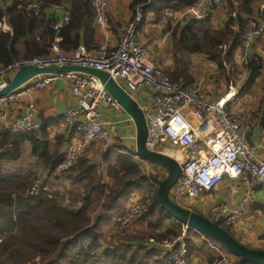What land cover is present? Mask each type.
I'll use <instances>...</instances> for the list:
<instances>
[{
    "label": "crops",
    "instance_id": "crops-1",
    "mask_svg": "<svg viewBox=\"0 0 264 264\" xmlns=\"http://www.w3.org/2000/svg\"><path fill=\"white\" fill-rule=\"evenodd\" d=\"M2 1L0 0L1 6ZM10 2L11 0H5L4 4L8 5ZM130 2L131 0H108L110 21L107 27L95 28L93 19L92 28H89L88 32H85L82 26L73 27L59 36V41L64 38L62 48L71 49L70 45L75 43H83L88 48L103 44L116 45L133 15ZM64 3L45 6L44 19H47L50 12L61 13L64 7L70 6V0ZM262 3L263 1L260 0L252 3V12L257 8L256 17L263 26V34L251 48V55L257 56L260 63L259 74L251 83L248 82L250 70L239 62L238 47L233 52L232 62L223 61L221 69L204 53L176 50L172 32L177 24L181 27L191 18L186 14L185 8L165 10L159 15L152 11L146 12L138 26L136 40L148 46L153 58L164 65L168 75L185 68L191 79L190 83L198 84L209 99L227 96L226 109L230 113H239L254 119L255 125L250 129L247 141L254 152L264 160V6ZM222 4L221 2L208 8L205 12V18L210 20L212 26L221 27L227 19ZM233 5L237 8L236 2H233ZM0 29L11 32L10 26L5 22L0 24ZM41 30L42 27H39L36 32ZM15 46L19 50V55L26 53L22 43H17ZM48 75L36 76L10 95L0 98V118L5 114L10 121L23 115L28 105L34 103L41 123V129L33 133L0 132V183H20L37 177L44 186V193L57 198L62 205L77 210L83 205L87 192L85 185L88 179L84 173L87 167L91 169L95 184L112 187L118 182L116 175L120 176L124 173L117 159L126 155L133 159L142 174L146 176L151 169L149 164H146L147 160L132 153L135 151V126L132 119L122 108L114 110L101 108V122L113 134L114 142L105 147L100 141L93 140L86 149L84 157L74 167L54 178L50 177L54 162L63 157L66 148L78 138V134L73 126L66 125L62 119L65 109L73 102L70 93L72 78L65 75L51 76L52 79L48 84L41 87L34 86L38 79L46 78ZM175 82L184 83L182 77H178ZM148 93L147 87L139 89L134 93V98L140 105L148 104L150 102ZM183 112L198 131L200 142H205L213 136L217 121L211 113L199 111L192 106L184 108ZM13 146H16L15 152L12 150ZM180 150L181 159L172 156L178 162L182 161L187 153L186 149ZM14 153L17 154L16 157L13 156ZM199 154H202V151ZM127 181L135 183L129 194L119 197L106 208L100 207L103 198L96 199L94 202L100 210L92 218L98 222L97 230L105 238L104 247L107 246L109 239L113 242L129 243L133 247H146L152 253L150 262L158 264V257L162 252L159 244L151 237L163 234L168 229L178 233L173 230V226L177 227L179 222L153 203L150 206H153L152 209L150 210L149 207L148 211L132 224L126 227L118 226L116 217L133 202L146 197L153 185L149 178L139 181L130 176L125 179V182ZM172 193L173 191L170 190V197L177 203L202 215L212 204L225 202L232 209L240 205L238 217L227 228L229 233L245 246L264 249V184L250 187L244 175L236 179L224 176L211 191L203 193L197 200L191 199V207L183 204L182 196H175ZM180 231L185 232L184 239L190 264H210L213 256L216 255L217 242L186 226ZM233 257L236 262V256Z\"/></svg>",
    "mask_w": 264,
    "mask_h": 264
},
{
    "label": "built area",
    "instance_id": "built-area-1",
    "mask_svg": "<svg viewBox=\"0 0 264 264\" xmlns=\"http://www.w3.org/2000/svg\"><path fill=\"white\" fill-rule=\"evenodd\" d=\"M219 2L220 0H196L185 8V12L191 18L201 20L205 18L206 10ZM92 5L94 27L106 28L110 21L108 0H92ZM25 7L36 17L43 14L42 1H30ZM47 20L55 34L47 51L17 58L8 64L0 63V88L22 65H78L106 71L133 98L137 90L149 88L150 102L141 105L137 102L145 116V146L149 150L162 152L168 147L187 150L185 158L179 162L182 170L173 186L175 196L197 200L203 193L211 191L224 176L236 179L244 175L250 187L264 184V160L247 141L255 120L243 114L230 113L226 109L227 96L209 99L198 84H181L171 80L164 65L153 58L148 46L136 40L137 29L142 20L139 6L135 9L134 17L125 26L123 36L114 46L103 44L88 48L79 43L74 48L63 49L58 44V34L70 21L69 8L64 7L61 13L50 12ZM262 34L263 26L257 18L248 17L244 20L238 46L239 62L243 66L250 60L251 48ZM62 75L72 78L70 93L73 99L62 119L66 125L75 128L78 138L66 148L61 161L51 169L52 178L74 167L84 157L93 140L100 141L105 147L114 142L113 134L101 122L100 109L121 108L104 85L96 77L86 73L48 75L38 79L34 86L41 87L50 82L51 76ZM188 106L211 113L216 118L217 128L205 142L199 141L198 131L184 115V108ZM40 129L41 123L34 103L28 105L23 115L10 121L5 114L0 118V132L9 130L12 134H23ZM201 151L202 154H199ZM42 192V182L34 178L29 194L38 196ZM151 204V197L133 202L116 217L117 225L126 227L132 224L148 211ZM240 207L232 209L227 203L220 202L210 205L203 216L225 229L238 217ZM216 244V255L210 264H235L233 255L219 243ZM84 245L91 256L96 255L94 247ZM159 248L165 264H190L184 236L164 240L159 243Z\"/></svg>",
    "mask_w": 264,
    "mask_h": 264
},
{
    "label": "trees",
    "instance_id": "trees-1",
    "mask_svg": "<svg viewBox=\"0 0 264 264\" xmlns=\"http://www.w3.org/2000/svg\"><path fill=\"white\" fill-rule=\"evenodd\" d=\"M57 1L44 0L43 5L45 7ZM253 1L227 0L232 7L233 2L238 3L239 8L247 14L252 12ZM194 2L196 0H131L130 8L134 12L139 6L143 18L148 11L159 15L165 10L186 8ZM22 3L23 0H13L9 6L0 5V24L5 22L11 28V32L0 29L2 64H8L20 56L15 46L17 43H22L26 53L41 54L47 51L48 45L55 37L48 20L43 16L36 17ZM92 7V0H70V21L58 35L61 36L65 31L79 26L88 32L89 28H92ZM238 13L234 17L230 16L223 27L217 30L205 25L207 18L201 20L190 18L181 27L177 24L172 32L174 47L176 50L183 49L188 53H204L217 63L220 69L223 68V61H232L233 52L240 44L243 24ZM39 27H42V30L36 32ZM63 40L64 38L58 42L61 48ZM76 45L78 44H71L70 47L74 48ZM224 46H226L225 50H223ZM245 67L250 70L248 82L251 83L259 74V58L251 55ZM169 77L173 81L182 77L183 84L191 82L185 68L176 73H169ZM12 150L15 152L16 146H13ZM132 153L135 154V151ZM13 156L16 157L17 154L14 153ZM61 159L54 162L52 167ZM117 160L124 173L120 176L116 175L118 182L112 187L95 184L91 169L85 168L84 173L88 179L85 185L87 192L83 205L77 210L62 205L57 198L43 192L38 196L27 194L24 182L0 183V264H143L142 254L139 252L144 248L132 247L129 243L120 242L106 248L102 260L94 259V256L86 252L83 247L85 241L88 246H94L98 240L95 231L98 222L93 220L89 213L94 200L103 198L100 207L106 208L131 191L135 183L125 182L126 178L133 176L139 181L146 179L130 156H119ZM152 204L158 205L155 195L152 196ZM225 229L228 231L227 228ZM170 234L178 235L168 229L159 238ZM142 253L147 255L151 252L143 250Z\"/></svg>",
    "mask_w": 264,
    "mask_h": 264
},
{
    "label": "water",
    "instance_id": "water-1",
    "mask_svg": "<svg viewBox=\"0 0 264 264\" xmlns=\"http://www.w3.org/2000/svg\"><path fill=\"white\" fill-rule=\"evenodd\" d=\"M80 72L96 77L118 102L122 110L129 115L135 126V154L144 160L166 169V175L157 181L155 199L160 208L174 220L192 228L216 241L231 254L236 256L235 264H264V249H253L240 243L226 229L210 221L202 214L183 207L170 197V190L176 184L181 173V164L173 157L149 150L145 146L147 127L143 110L137 101L122 89L108 72L78 65L20 66L6 84L0 88V98L10 95L30 79L44 74Z\"/></svg>",
    "mask_w": 264,
    "mask_h": 264
},
{
    "label": "rangeland",
    "instance_id": "rangeland-1",
    "mask_svg": "<svg viewBox=\"0 0 264 264\" xmlns=\"http://www.w3.org/2000/svg\"><path fill=\"white\" fill-rule=\"evenodd\" d=\"M12 1L13 0H11V2L7 5V4H4V2H5V0H3L2 1V7H6V6H9L11 3H12ZM30 1H33V0H23V6L25 5V4H27L28 2H30ZM38 1H42L43 3H45L44 2V0H38ZM254 1H257V0H254ZM253 1V2H254ZM260 1H263V6H264V0H260ZM64 2H66V0H58L57 2H55V3H52V4H59V3H62V4H65ZM221 2L223 3L222 4V6H223V8L225 9V14H226V17H227V19L223 22L224 24L227 22V20H228V18L230 17V16H232V17H234L235 16V14H237L238 13V10H239V16L242 18V24H243V22H244V20L246 19V18H248V17H255V18H257L256 16H258L257 15V12H256V10H257V8H255V12L253 13V12H251L250 14H247V13H245L244 11H242V9L241 8H239V4L237 3V8L236 7H234V5H233V7L232 6H229V4H228V2H227V0H220V2H219V4H221ZM252 2V3H253ZM218 4V5H219ZM65 6V5H64ZM68 8H69V6H67ZM251 7H252V5H251ZM253 9V8H252ZM134 15H135V11L133 12V15H132V18L134 17ZM186 15V14H185ZM43 16V14L42 15H40V16H38V18H40V17H42ZM131 18V19H132ZM207 18V17H206ZM205 18V19H206ZM210 20H207V21H205V25L206 26H208V27H210L212 30H217V29H220V28H222L223 27V25L221 26V27H218V26H212L211 24H210V22H209ZM235 28H237L236 26H235ZM226 49V46H224L223 47V50H225ZM30 55H35V54H32V53H24L23 52V54H21L18 58H22V57H26V56H30ZM230 62H232V61H228L227 63H230ZM181 148H179V147H168V148H164L163 150H162V152L161 153H164V154H167V155H169V156H174V157H178V158H182V155H181V150H180ZM79 162V161H78ZM77 162V163H78ZM146 162H148V163H146V164H149V166L151 167V169L148 171V173L146 174V178H149V179H151L152 180V188L150 189V192H149V194L146 196V197H151L152 198V196L153 195H155V191H156V188H157V181L158 180H161L162 178H164L165 177V175H166V169L164 168V167H162V166H159V165H156V164H154V163H151L152 165H150V162L149 161H146ZM76 163V164H77ZM36 180H38V178L36 177L35 178ZM32 182H33V179L31 180V179H29L28 181H25L24 183L26 184V186H25V189H26V193L27 194H29V190H30V188H31V185H32ZM173 191V193L172 194H174L175 195V189H174V187H172L171 188V192ZM44 193V192H43ZM145 197H143L142 199H144ZM184 199V202H183V204L184 205H187V206H189V207H191V202H192V200L190 199V198H186V197H183ZM142 199H140V200H142ZM181 200V198L179 199V201ZM95 201V200H94ZM184 207V206H183ZM187 208V207H186ZM188 209H190V208H188ZM99 210H100V208H98L97 207V205H96V202H94L92 205H91V207H90V209H89V213L91 214V216H93L94 214H97L98 212H99ZM191 210V209H190ZM177 224V223H176ZM185 225L184 224H180V223H178V226L177 227H175V226H173V230L174 231H177L178 233V235L177 236H180V237H182V236H184L185 235V232L184 231H180V229L182 228V227H184ZM178 228V229H177ZM96 231V233L98 234V240H97V243H96V245H94V246H92L91 245V247H94L95 249H96V251H97V253H96V255L93 257L94 259H96V260H102L103 259V252H104V250L106 249V248H110V247H113L114 245H116V244H118V243H120V242H113L111 239H109L108 240V242H107V246L106 247H104L103 245H104V242H105V238L103 237V235L102 234H100L99 233V231L96 229L95 230ZM164 234V233H163ZM160 235H162V234H160ZM160 235H157L156 237H151V238H153L158 244L159 243H161V242H163L164 240H171V239H174L175 237H177V236H171V235H166L165 237H163V238H159V236ZM106 243V242H105ZM124 243H126V242H124ZM84 244H87V242L85 241L84 243H83V247H84V249L86 250V252H87V248L85 247V245ZM133 247V246H132ZM141 247V246H140ZM142 248H144V249H142V250H140V254H142V262H143V264H153L152 262H150V258H151V254L152 253H150V254H147V255H145L144 253H142L143 252V250H147V248L146 247H142ZM149 251V250H148ZM189 253V252H188ZM159 256V255H158ZM190 257V256H189ZM159 258V262H158V264H165L164 263V260H163V256L161 255V256H159L158 257ZM236 263V262H235Z\"/></svg>",
    "mask_w": 264,
    "mask_h": 264
}]
</instances>
